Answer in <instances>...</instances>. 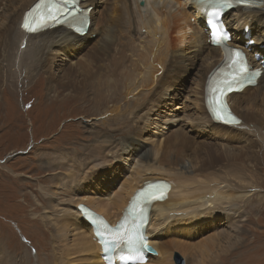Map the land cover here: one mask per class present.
Returning a JSON list of instances; mask_svg holds the SVG:
<instances>
[{"label":"bare ground","instance_id":"6f19581e","mask_svg":"<svg viewBox=\"0 0 264 264\" xmlns=\"http://www.w3.org/2000/svg\"><path fill=\"white\" fill-rule=\"evenodd\" d=\"M37 1L16 0L12 5L3 7L0 50L4 54L9 47L15 46L17 70H22L24 63L30 60V70L40 71L39 74L45 78V91L52 94L57 88L52 100L45 103L44 108L50 110L54 106L83 100L79 98L81 96L73 100L66 94L72 86L63 83L65 79L61 81L57 78L53 70L55 65H49L53 59L63 54L67 57L69 53L90 47L91 58L100 63L98 68L106 70L107 76L115 74L119 78L123 75L121 68L128 53L134 55V52L142 50L148 58L146 56V61L139 58L149 63L152 74L148 77L149 81L144 82L146 85L142 93L141 90V94L138 93L146 103L151 101L152 107L157 110L166 106L160 101L166 100L167 92L173 90L172 85L182 76L186 61L202 62L203 74L195 85L198 89L199 99L196 102L199 117L192 120V125H188L190 129L186 127L188 130L179 139L167 138L170 142L152 146L151 152L140 151V159L135 164V153L128 154L130 150L120 149L119 145L112 147V141L101 138V144L92 146L81 157V161L66 157H63L62 163L57 162L56 157L50 161L53 168H72L71 173H62L65 178L60 182L56 178L52 180L55 174H46L38 181L36 190L30 189L27 192V198L19 190L13 191L11 196L1 195L0 200L6 203H11L17 197L22 198L33 219L44 229L41 234L50 236L52 244L46 248L40 247L33 261L27 254H21V257L11 251L7 241H1L0 238V264H106L101 247L94 237L93 227L83 219L79 206L88 207L115 226L125 215L136 192L148 183L158 181L167 182L170 187L167 197L158 199L150 207L147 235L156 254L148 256L147 264H175V252L180 253L185 264H241L245 257L250 258L253 247L250 246L247 230L237 225L244 217L237 206L249 197L248 191L262 189L257 185L261 182L260 175L264 166V51L259 49L264 44V0H250L249 6L237 7L223 18L229 30L235 33L233 40L244 41L247 38V42L250 39L259 46L254 51L246 47L243 49L249 54L250 63L263 71L255 87L230 96L231 110L241 119L240 125L233 126L214 121L207 106V88L212 73L224 62V51L211 45L210 31L205 29L201 9L195 5V0H98L100 8L91 11L90 26L83 37L64 28L39 34L27 33L22 28L23 18ZM143 2L144 12L140 6ZM96 4L97 0H88L84 5L96 7ZM203 7L208 9L209 6ZM142 29L147 31L145 38L139 36ZM93 35H96V40L92 38ZM229 46L234 47L231 43ZM253 53L262 59H255ZM2 59L0 95L3 90L1 88L8 85L5 60ZM80 59H84V56ZM33 70L26 72L28 80L24 82L27 85ZM142 71L146 70L140 69ZM110 76L108 78H114ZM133 92L125 94L126 98L131 97ZM1 101L2 98L0 106ZM137 102L134 105H138ZM119 109L112 107L107 112L115 114ZM197 126L211 130L217 142L197 143L194 137ZM77 166L85 171H78ZM123 167L126 168L121 171ZM125 170L128 171V178L119 182L117 189L109 193L108 198H99L98 192L92 190L93 186L95 190L100 189L102 183L108 181L106 178L114 180L121 177ZM13 174L16 175L15 172ZM78 174L82 176L78 177ZM103 176V182L98 184ZM88 191L92 194L90 197L86 196ZM197 230L203 231L204 235L192 242Z\"/></svg>","mask_w":264,"mask_h":264},{"label":"rangeland","instance_id":"374dc122","mask_svg":"<svg viewBox=\"0 0 264 264\" xmlns=\"http://www.w3.org/2000/svg\"><path fill=\"white\" fill-rule=\"evenodd\" d=\"M15 1L0 0V19L4 15L2 12L3 7L9 4L12 5ZM140 6L144 12L145 3H140ZM99 8L100 4L97 0L96 7H92V11H97ZM191 22L194 23V20H191ZM248 31L251 32L250 27H248ZM139 33L140 38H143L147 31L142 29ZM232 34H235L234 31ZM238 34L237 36H239ZM92 38L96 40L97 37L93 35ZM244 39V41H236L235 39L232 45L234 47H244L249 43L251 45L250 50L254 51L259 48L250 39L249 42H247V38ZM11 47L4 54L0 50L2 54L0 60L2 58V60H5L7 70L5 76L8 84L7 88L5 86L1 88L3 90L0 95V99L2 98V105L0 106V196H11L13 191L19 190L23 191L22 194L24 193L27 198V192L30 189L36 190L38 181L46 174H55L54 177H51L52 180L56 178L60 182L65 178L62 173H71L72 168H60L59 166L53 168L50 161H53L54 157L57 158L59 163H62L63 157L78 158L81 161V157L85 156L92 146L100 145V142L104 139L109 142L112 141V147L114 145L118 147L119 145V147L121 146L120 149L130 150L127 151L128 154L135 153L133 162L135 164L140 159V151L141 153L143 151L151 152L152 146L158 143L170 142V140H166L167 138L175 137L174 140L179 139L180 135L185 134V130L190 129L188 125H192V120L195 121L199 117L196 102L199 97L196 83L200 81L199 79L203 74L204 65L201 61H186L182 76L172 85L173 90L170 89L167 92L166 100L160 101L166 106L157 110V108L152 107L151 101L146 103V100H142V95H140L146 85L144 82L149 81L152 74L149 63L145 62L148 55L141 52L142 50L134 52V55L128 53L124 58L121 68L122 76L117 78L115 74H112V76L108 74V76L116 79L108 78L106 70L101 71L98 68L100 63H96L91 58L90 53H92V50L90 47L69 53L67 57L63 54L56 60L53 59L52 64L49 65H55L53 70L58 75L59 80L65 79L63 83L72 86L70 91L67 89L70 93L67 92L66 94L71 96L73 100L76 96H81L79 98H83V100L71 101L48 110L44 108L45 103H50L57 88L55 87L52 94H48V91H45V78L42 74H39L40 71L33 69H31L33 71L27 85L24 80H28L26 72L31 71L29 68L30 60L24 63L21 72L17 70L16 47ZM259 49L264 51V44ZM136 54H140V56ZM253 54L256 59H262L260 55ZM83 56L84 59H80ZM131 56L135 57L131 58ZM139 57L145 61H142ZM140 69L146 70L145 73L140 72ZM106 77L108 81H106ZM40 78L42 79L40 80ZM129 91L134 92L131 97L126 98L127 95L125 94ZM145 92L143 91V93ZM137 95H140V97ZM135 101H138V105H134ZM112 107H119L120 109L117 113L110 114L108 112ZM152 109L155 110L152 111ZM107 110L109 111L107 112ZM125 111L127 112L124 113ZM202 127H196L194 135L196 142L201 144L216 143L215 134L208 128L203 129L204 127ZM254 138L258 139L257 137ZM263 150L264 148L262 153H264ZM128 154L126 153V155ZM121 156H125V154ZM109 160L112 161L113 159L109 158ZM262 167L261 182L257 185L262 189L254 188L252 191H248L249 199L246 198L243 202L240 201L237 206L244 213H242L244 217L237 222V225L241 227L240 229L247 230V237L251 242L250 246L253 247L250 258L246 259L245 257L244 262L247 261L248 264H264V166ZM125 168L123 167L120 170L122 171ZM77 170L85 171L81 168ZM14 172L16 175L13 174ZM10 173L11 176H9ZM79 175L82 176L78 174V177ZM128 175V171L125 170L121 173V177L114 180L106 178L105 180L108 181L102 183L105 175L98 183H102L100 189L95 190L93 186L92 190L98 192L99 198H108L109 193L116 190L119 182H124ZM89 181L87 180V182ZM7 192L11 194L9 195ZM91 195L89 191L86 193L87 197ZM29 198L32 199L31 196ZM26 204L19 197L13 199L11 203L0 200V238L1 241H7L11 251L20 254L21 257V254H27L35 261L38 252L41 250L40 247L46 248L47 245H51L52 239L50 236L41 234L44 229L42 230L38 222L33 219ZM243 208L246 210H243ZM216 224L219 226V221ZM203 235V231L197 230L195 236L191 239L192 242L199 240ZM173 262L175 264H185L184 259L178 252L174 253Z\"/></svg>","mask_w":264,"mask_h":264},{"label":"snow or ice","instance_id":"6c2138e0","mask_svg":"<svg viewBox=\"0 0 264 264\" xmlns=\"http://www.w3.org/2000/svg\"><path fill=\"white\" fill-rule=\"evenodd\" d=\"M79 0H42L41 5H37V9L43 8V12L37 11V13H29L28 16L24 19L23 28L30 32L35 33L40 30H44L49 23H55L58 21L61 16L58 14L62 11L64 7L71 4L73 6L77 5ZM53 9L56 11L54 12ZM38 17V19H37ZM78 31L83 34V29H78ZM235 56L240 59V63L236 65V71L234 73V78L230 80H225L221 85H218L212 89V97L209 99V106L211 107L214 115L218 120H221L225 124L230 123H238L235 121V118L231 116V113L228 112L226 97L229 93L239 90L238 85L241 83V75L247 71V68L242 59V53L239 51H235ZM160 193L159 186L149 185L148 190L142 195H145L149 198L161 199L162 193ZM81 211L86 215L88 214V210L86 208H81ZM98 223L103 226L102 221H98ZM124 225H121L123 228ZM143 227V221L141 220V224L134 229L133 235L128 237L124 243L127 247V251L129 253H134L136 257H142V249L148 248V243L140 231ZM107 250V247H106ZM120 259L125 261L126 264H139V261H134L132 255H121Z\"/></svg>","mask_w":264,"mask_h":264},{"label":"water","instance_id":"95a60500","mask_svg":"<svg viewBox=\"0 0 264 264\" xmlns=\"http://www.w3.org/2000/svg\"><path fill=\"white\" fill-rule=\"evenodd\" d=\"M179 261H181V259L178 258Z\"/></svg>","mask_w":264,"mask_h":264}]
</instances>
